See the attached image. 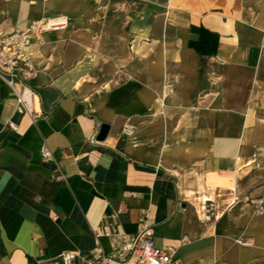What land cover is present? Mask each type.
I'll return each mask as SVG.
<instances>
[{"label":"crops","instance_id":"1","mask_svg":"<svg viewBox=\"0 0 264 264\" xmlns=\"http://www.w3.org/2000/svg\"><path fill=\"white\" fill-rule=\"evenodd\" d=\"M45 17L43 114L0 84V264H87L144 222L185 264H264V0H0V31Z\"/></svg>","mask_w":264,"mask_h":264},{"label":"built area","instance_id":"2","mask_svg":"<svg viewBox=\"0 0 264 264\" xmlns=\"http://www.w3.org/2000/svg\"><path fill=\"white\" fill-rule=\"evenodd\" d=\"M68 23L66 18L45 17L32 20L21 30L0 31V84L8 86L14 93L17 100V112L30 116L33 121L43 113L38 93L27 86V83L37 74V69L32 65L26 51L34 43H43L47 33L64 29ZM173 92L174 85L168 83L163 100H166ZM7 124L14 131L19 130L18 124L12 120H9ZM135 132L136 125L130 120L127 121L123 127L122 135L132 138ZM96 137V135L92 136L91 141L96 142ZM40 152L43 160L47 162L55 160L53 152L45 142H43ZM251 205L256 215L264 214V197L252 199ZM105 235L114 240V251L104 252L98 249L87 264H185L176 250L155 247L154 229L147 222L142 224L136 235L107 230ZM95 236L99 238L101 234L95 232ZM189 243V238L184 236L181 244ZM64 260L67 264L66 256Z\"/></svg>","mask_w":264,"mask_h":264},{"label":"water","instance_id":"3","mask_svg":"<svg viewBox=\"0 0 264 264\" xmlns=\"http://www.w3.org/2000/svg\"><path fill=\"white\" fill-rule=\"evenodd\" d=\"M110 126L107 125V124H102L101 125V128H100V131L96 137V140L99 141V142H103L107 139L108 135H109V132H110Z\"/></svg>","mask_w":264,"mask_h":264},{"label":"bare ground","instance_id":"4","mask_svg":"<svg viewBox=\"0 0 264 264\" xmlns=\"http://www.w3.org/2000/svg\"><path fill=\"white\" fill-rule=\"evenodd\" d=\"M135 133H136V132H135ZM135 133H134L133 137L135 136ZM133 137H132V138H133Z\"/></svg>","mask_w":264,"mask_h":264}]
</instances>
